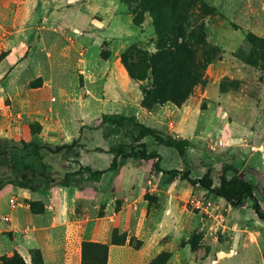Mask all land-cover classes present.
<instances>
[{
  "label": "rangeland",
  "instance_id": "rangeland-1",
  "mask_svg": "<svg viewBox=\"0 0 264 264\" xmlns=\"http://www.w3.org/2000/svg\"><path fill=\"white\" fill-rule=\"evenodd\" d=\"M152 5L145 0H0V112L23 110L25 99L2 94L15 83L22 94L30 92L39 116L53 118L47 139L37 135L40 144L50 140L58 147L80 140L70 153L43 151L41 159H26L38 173L54 179L80 165L109 167L112 156L99 150L107 151L118 140L106 141L102 129H96L104 114L136 116L166 137L189 142L181 158L151 138L143 141L148 151L160 154L162 171H179L175 175L156 173L154 160L128 161L125 171L136 179L117 194L112 213L124 210L133 224L126 230L109 225L107 243H102L109 245V257L113 240L125 243L115 245L122 251L113 253L108 264H151L161 254L169 256L166 264H264V221L256 216L253 202L247 199L236 208L181 179L187 171L193 179L209 174L219 186L222 176H238L253 185L264 212V0H176L174 10L167 3L156 9ZM181 34L194 45L202 79L182 106L166 103L149 111L142 100L143 90L152 89L150 71L144 80L133 79L122 59L130 52L136 65L143 55L172 57L184 42ZM19 55L26 59L12 67ZM51 79L55 86L49 88L46 81ZM43 87L39 104L33 96ZM140 106L161 113L145 118L139 115ZM35 124L40 125L30 122ZM20 141L10 139L5 145ZM18 170L23 180L32 178L29 171ZM10 173L5 172L7 178ZM78 183L96 189L101 181L89 182L84 175ZM53 187L63 186L44 188L34 182L30 191ZM10 197L4 195L0 229L10 227L9 217L4 218L10 213ZM101 199L107 202L109 194ZM43 201H28L36 204L34 214L47 210ZM72 212L93 219L107 214L105 206L82 203ZM64 230L58 228L59 264L65 263ZM16 245L24 243L13 241L11 232L0 235L1 256ZM77 264H82V250Z\"/></svg>",
  "mask_w": 264,
  "mask_h": 264
},
{
  "label": "trees",
  "instance_id": "trees-1",
  "mask_svg": "<svg viewBox=\"0 0 264 264\" xmlns=\"http://www.w3.org/2000/svg\"><path fill=\"white\" fill-rule=\"evenodd\" d=\"M145 1L153 4V9L160 6L162 8L167 3L168 8L174 10V5L176 4V0H159V2H156L157 0ZM158 17L163 18L164 15L160 13ZM193 46V44H190L189 39L184 36V42L177 45L175 54L172 57L164 58L143 55L138 65L133 64L129 60L132 52L123 57V64L133 79L144 80L147 77V72L150 71L152 89L143 90L142 106L145 109L152 111L157 106L166 103H172L180 107L188 100L193 89L202 79V74L198 70L199 65L194 55ZM96 129H102L104 140L109 141L113 138L118 140L117 142L110 143L107 151L99 150L113 157L110 166L105 170H93L90 166L80 165L77 171L67 172L60 179H54L46 176L44 173H38L26 162V159H41L43 158V151L53 155L62 152L70 153L80 147V140L58 147H53L50 144H40L37 140V135L41 132V126L36 124L30 125L32 134V140L30 142L21 140L19 144L6 146V141L0 140V191L9 185L34 190V182L42 184L44 188L56 182L63 187H79L80 184L78 182L84 175L87 181L99 183L105 174L109 172L118 173L125 167L129 160L140 162L154 160L153 166L156 173L175 175L179 171H162L159 166L160 154L155 151H148L147 145L143 141L151 138L157 145L173 149L181 158L186 156L189 147L187 140H181L171 136L166 137L157 129L142 123L136 116L104 114ZM42 166L46 167L45 164H42ZM17 167L21 168L23 172L29 171L32 178L23 180L21 178V172L19 170L17 171ZM7 171H13V173H10L9 178L5 174ZM181 179L189 182L192 186L201 187L202 190L225 200L236 208H241L247 199L251 200L253 202L252 208L256 216L258 219L264 221V212L260 209L259 203L254 195V187L250 182L238 176L232 179L222 176L219 186H214V181L209 174H205L199 179H193L188 171L181 174ZM35 205V203H32L30 206L33 213H35ZM124 243L125 240L121 242L113 240L111 245H123ZM81 248L82 264H108V244L83 242ZM30 254L32 256L31 264H45L40 250L33 249L30 251ZM168 259L169 256L161 254L151 264H166ZM1 261L3 264H28L19 253H15L10 258L3 256Z\"/></svg>",
  "mask_w": 264,
  "mask_h": 264
},
{
  "label": "crops",
  "instance_id": "crops-1",
  "mask_svg": "<svg viewBox=\"0 0 264 264\" xmlns=\"http://www.w3.org/2000/svg\"><path fill=\"white\" fill-rule=\"evenodd\" d=\"M11 54L12 53L8 55L3 63H8ZM48 57V59H51L53 56L51 57V55L48 54ZM25 59L24 56L22 57L19 55L17 58V65L15 64L11 66H18ZM1 78L2 74L0 75V79ZM10 79L11 78H8L7 81L9 82ZM46 82L51 84L47 86L49 88L55 86L53 79ZM14 85L15 83L9 84L5 90H2V94L7 93L8 97L25 99V103L23 104L25 106L21 112H16V110L0 112V140L9 141L10 139H15L30 142L32 140L29 126L30 122H38L41 125L42 131L40 137H44V140H46L47 138L45 134L47 132L49 133L51 126L49 123H52L53 118H43L39 116L40 114L37 111V104H32L30 100V92L22 94L21 88L19 89L20 86L14 87ZM62 88L63 87L61 86V92L64 91ZM43 89L44 87L39 90L40 94H38V96H33L39 100V102L37 101L39 104H41V100L43 99L41 95ZM63 96L68 97L70 94ZM80 103L82 106L84 105L82 102ZM140 110L139 115L141 114L145 118L149 116L155 117V115L157 116L161 113L160 111L156 114L148 112L141 108V106ZM48 139L52 140L53 138L50 137ZM49 141L50 140L47 142L51 144L52 142ZM129 163L130 162H128L125 167L114 176H110L108 173L105 174L101 183L96 186V189L83 188L79 185V187H53L51 190L44 192H41L40 189L36 192H31L30 190L12 185L4 187L0 191V211L3 209L4 195L10 194V213L4 216V218L9 217L8 224H10V227L8 229H0V235L11 232L13 241L18 244L22 240V243H24V245H16L7 255L4 256H9L18 252L24 257L28 264H31L30 251L38 249L41 251L42 259L45 264H59V256L57 255L56 246L58 243H61V238L58 228L64 226V264H77V260L81 255V245L83 242L107 243L106 240L108 237L107 233L109 225H113L115 228H121L123 230L130 228L133 222H131L130 216L127 212H124L123 210L119 213H112V211L115 210L114 204L117 199V194L127 188L134 178L136 179V176L125 171ZM74 171H77V169L73 170V172ZM108 179L110 181L109 184L103 185L104 181H108ZM103 194H109V200L107 202L102 201L101 196H103ZM38 200H44L43 202L47 209L44 214H34L30 210L28 201ZM81 203L86 206L91 205L95 209L100 207V205L105 206L107 214L104 218L96 219L80 217V215H76L72 212V208ZM122 248L123 247L110 245L109 262L112 259V254L122 251ZM19 249H21V252H19ZM0 257L3 256L0 255Z\"/></svg>",
  "mask_w": 264,
  "mask_h": 264
},
{
  "label": "built area",
  "instance_id": "built-area-1",
  "mask_svg": "<svg viewBox=\"0 0 264 264\" xmlns=\"http://www.w3.org/2000/svg\"><path fill=\"white\" fill-rule=\"evenodd\" d=\"M6 221H9L8 219H6Z\"/></svg>",
  "mask_w": 264,
  "mask_h": 264
}]
</instances>
